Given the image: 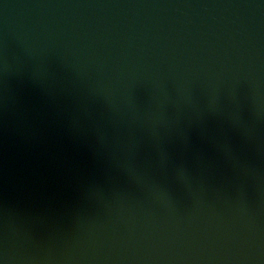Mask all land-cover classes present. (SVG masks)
<instances>
[{
    "label": "water",
    "instance_id": "95a60500",
    "mask_svg": "<svg viewBox=\"0 0 264 264\" xmlns=\"http://www.w3.org/2000/svg\"><path fill=\"white\" fill-rule=\"evenodd\" d=\"M0 264H264V0H0Z\"/></svg>",
    "mask_w": 264,
    "mask_h": 264
}]
</instances>
